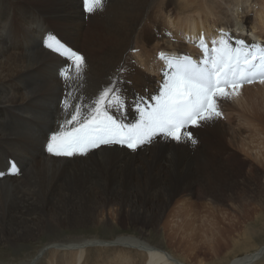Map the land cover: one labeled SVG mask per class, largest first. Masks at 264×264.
Instances as JSON below:
<instances>
[{
  "label": "bare ground",
  "instance_id": "1",
  "mask_svg": "<svg viewBox=\"0 0 264 264\" xmlns=\"http://www.w3.org/2000/svg\"><path fill=\"white\" fill-rule=\"evenodd\" d=\"M222 1L175 0L176 7L173 0H105L102 10L88 14L83 0H0V171H7L2 158L14 156L24 172L21 177L11 173L12 177L0 179V244L18 254L24 243L47 236L43 245L51 249L50 264L83 262L90 250L98 247L123 249L115 255L106 253L105 260L100 258L110 264L115 260L117 264H132L134 261L124 255V250L139 252L145 257L143 264H187L164 246L160 224L165 216L178 218L181 213L184 217L180 222L172 218L176 228L194 229L196 218L188 219L192 216L188 211L193 204L199 205L193 201L196 197L197 201L205 200V204L199 202L210 214L214 211L226 215L221 212L223 205L225 209L228 201L238 199L243 189L256 190L254 180L242 176L237 164L240 152L257 159L259 153L254 155L253 151L264 143L259 139L264 134V82L242 86L232 100L219 101L224 118L188 127L197 140L195 145L165 141L157 134L152 143L132 151L120 144L102 145L86 155L56 156L46 150L58 123L70 119L61 107L63 98L69 105H91L104 88L116 81L117 94L123 99L108 110L109 114L128 128L137 125L145 112L139 94H149L154 100L160 92L154 83L156 77L159 82L164 78L162 70L166 65L154 63L155 52L163 49L180 54L191 50L182 35L204 38L210 48L216 29L235 25L264 39V0L258 10L251 0L245 4L239 0ZM250 11L259 12L260 17H251ZM176 28L182 32H175ZM49 33L85 58L79 78L74 72L70 80L60 75L70 61L46 47L44 40ZM171 38L176 41L171 42ZM134 49L139 53H133ZM191 51L196 53L194 48ZM253 96L260 97L242 103ZM237 104L241 109L237 110ZM236 122L240 123L237 128L232 126ZM228 138L233 148L226 144ZM244 161L258 171V163L247 157ZM185 205L186 209L177 210ZM114 207L119 211V225L134 227L132 233H118L116 240L109 236L112 245L100 233L78 246L61 245H71L61 233L63 229L76 232L99 223L104 232H112L116 226L101 216ZM239 217L228 223L222 217L211 225L222 224L230 233L245 221L246 216ZM168 218L163 223L165 230L173 227ZM225 239L214 245L205 242L202 249L220 258L231 240L234 248L241 244L240 238ZM243 249L240 246L238 251ZM58 251L68 254L65 260L56 257ZM235 253L234 250L232 257L227 254L224 264H257L264 257V244L241 255ZM201 260L198 264H204Z\"/></svg>",
  "mask_w": 264,
  "mask_h": 264
},
{
  "label": "snow or ice",
  "instance_id": "2",
  "mask_svg": "<svg viewBox=\"0 0 264 264\" xmlns=\"http://www.w3.org/2000/svg\"><path fill=\"white\" fill-rule=\"evenodd\" d=\"M83 2L88 14L102 10L105 4V0ZM232 39L236 40L237 47L229 42ZM44 43L48 49L71 61L60 72L65 80L72 78V72L77 78L81 76L85 64L81 54L51 33ZM211 43V49L201 44L205 55L199 62L187 55L176 58L159 54L160 59L166 61L160 92L153 97L154 106L143 112L141 120L131 128L119 124L108 111L122 103V96L117 94L119 81L104 88L91 105H69L66 101L64 108L70 119L58 123V130L49 136L46 150L56 156L86 155L102 145L114 144L136 150L152 143L157 134L165 141L195 145L197 140L187 131L189 126L200 127L222 118L219 101L238 95L244 83L256 79L264 81V48L248 45L244 39L223 31L219 40Z\"/></svg>",
  "mask_w": 264,
  "mask_h": 264
},
{
  "label": "rangeland",
  "instance_id": "3",
  "mask_svg": "<svg viewBox=\"0 0 264 264\" xmlns=\"http://www.w3.org/2000/svg\"><path fill=\"white\" fill-rule=\"evenodd\" d=\"M217 1H219L220 3L224 2L222 0H217ZM247 1L248 0H239L238 2L245 4ZM173 2H174V5L176 7H178L176 5L175 0H173ZM251 2H252V5H253V8H254V6H256V9L257 10H258V8H260V4L263 3L261 0H257V1L256 0H251ZM174 5L172 7H174ZM263 5H264V3H263ZM174 15L175 14H173V19L175 18V20H177V17L178 16H176V15L174 16ZM249 15L251 17H253V18H255V16L260 17V13L259 12H256L255 13V12H251L250 11V14ZM229 28L239 29L235 25H234V27H229ZM174 30H175V32L176 31H178L179 33L182 32V31H180V29H177V28L174 29ZM182 36H185V37H182ZM182 36L181 37L184 38L185 41H186L187 38H189V41L190 42L187 43V41H186V44H188V46H190L192 49L194 48V49H197L198 51H200V49L202 47L200 48V46L198 44H200L201 42H203V39L204 38L197 40V39H190V37L187 36V35H182ZM157 37L159 39H161V35L158 34ZM254 38L257 40L256 45L259 46V47H262L263 43L260 45L259 42H264V39H257L255 36H254ZM216 39H217V36H216ZM216 39H214V40H216ZM175 41L176 40L174 38L171 39V42L174 43ZM192 41H194V43H192ZM212 41L213 40L211 39V42ZM203 44H204V42H203ZM186 51H188V50H186ZM132 52H134V50ZM157 52H158V50L155 52V55H157ZM134 53H138V52H134ZM191 53L198 54V53H194V52H191ZM198 56L200 58L203 57L202 56V53H199ZM154 63H156L159 66V64L162 63V61H160L158 58L157 59L155 58L154 59ZM159 80L156 77V80H155L154 83H156L157 86L160 87ZM240 89H243V88L241 87ZM142 95H146L148 97L150 96L149 94H139V97L142 98ZM233 97L231 98V100L233 99ZM243 97H246V95L244 94ZM259 97L260 96H257V97L253 96V98H251V99H249L247 97L246 99L243 100L242 103H244L246 101H249L250 102V101H252V99H258ZM218 104H219V110L222 112V114H223L222 117L224 118L225 112L223 111V109H224L223 108V104L222 103H218ZM258 105H259V107H262V104L261 105L258 104ZM237 106H238V104H237ZM239 109H241V107L238 106L237 110H239ZM224 121H227V119H224ZM239 124H240L239 122H236L235 125H232V126H234L235 128H237L239 126ZM259 139H261L260 141H263L264 142V134H262ZM229 140H230L229 138L226 140V144L229 147L233 148V146H231ZM258 146L260 148H258V149H256V150L253 151V154L254 155H255V153H259L257 159H254L253 157H248L244 153L240 152L241 153V157H240V160L238 159L239 160L238 161V164L239 165L237 164L238 168H240L239 171H240V174L242 176L245 175L246 177L251 178L252 180H254V183H255L254 185H256V188H254V189H256V190H254L255 192L254 191H250L249 189H247V191L251 192L250 193L251 195H250V194H247V191L245 189H243L242 192L239 191L240 192L239 194H241V195L240 196H239V194L237 195V198L238 199H235L236 201L235 200L233 202L232 201H228L225 204V206H226L225 209L223 207L224 205L222 206V209L223 210L221 212H225L226 215H224L222 213L219 214V213L215 212L216 213V216H215L214 211H211V213H213V214H210V211H206L207 210V209L205 210L206 207L200 204L199 201H201V203H204L202 201H205V200H199V201H197L198 198L196 197L195 200H193V201H194V203L195 202H198V204L200 206L193 204L190 207L191 208L194 207V209L196 208L197 210H194V209H191L190 208L192 210V211H190L189 204H188V207H187V205H185V206L181 207L180 209H177L178 211L184 210V209H186V207H187V209H189L188 212L191 213L192 216L188 217V219H190L192 217L193 218H196L195 219L196 222H195V225H194V229H188V228H181V229L179 228L178 229V228H176L175 222L177 223L178 220H179L178 222H180L181 219L184 217V216L180 215L181 213L179 214L178 218H177V216L176 217L169 216V218L165 216L164 221L166 220V218L171 219V221L175 218V220H174L175 222L174 223H173V221L171 222V224H172L173 227H169L168 229L166 228V230L163 227L164 221H163V223L160 224V226L162 225L160 227V229L162 231L161 233H163V234H161V236L163 235L161 239L164 242V246L167 248L168 251L173 252L174 254H176L177 256H179L180 258H182L187 264H195V263L198 264L199 260H201V259H203L201 261H203L204 264H224V263H226V259H225L226 257H228V256L229 257L230 256L232 257L234 255L233 254V251L234 250L236 251V253H235L236 255L237 254L238 255L239 254L241 255L242 253H245L246 250L253 249L254 246H259L261 244H264V143H262V144H260ZM246 157H247L248 161H254L256 164L258 163L257 166H256V168H258V171L257 170L253 171L252 164L250 162L244 161V159H246ZM2 159L4 160V164H5L6 168H7L8 158H5V159L2 158ZM260 160H262L261 163H259ZM11 173H13V172L10 171V170H8V169H7L6 172L0 171V179H3L5 177H7ZM23 173L24 172H22V175H23ZM251 190H253V189H251ZM243 191L244 192L246 191V193H244ZM238 200H239V202H237ZM175 204L176 203H174L173 205H171V207H169L168 212L170 211V209H172L174 207ZM249 205H250V207L252 206V207L256 208V209H254L255 211L254 210L252 211L251 208L249 207ZM114 208H113L114 210L112 208H111V210L109 209V212H107L108 211V209H107V211H105L106 213L104 212V214H106V215L103 214L101 216V219L102 218L103 219H107V220H109L112 223V225H115L116 226V228H113L112 227L114 229V230L112 229V232L113 233L112 232H104L103 231L104 229L102 227H100L99 223H96L95 226H91L89 229H85L84 228L83 230H77L76 232L75 231H71V230L63 229V232H61V233L62 234H65L63 236L64 237H67L68 238L67 240L71 241V242H68L71 245L64 244V243L61 244V245L63 247H66V246L73 247L74 245H77L78 246L81 243H85L86 240L87 241L88 240H92L90 238H92L93 236L98 235L99 233H100V235L106 236V239H110V241L108 242V243H110L111 241H113V239L111 240L112 237L114 238V240H116L115 237H116V235L118 233H125V234L126 233H132L135 230L134 227H132V226L130 227L128 225H125V226L124 225H119V224H121L120 217H119V214H118L119 211H117L118 208H116V207H114ZM249 210L252 211V212H249ZM114 212L116 214L113 215ZM184 212L185 211H183L182 213H184ZM193 214H195L196 216L193 215ZM186 215L189 216V214H186ZM243 215H244V217L246 216V218H244V220L246 222L242 219L244 221L243 224L240 227H238L237 229L231 231L230 233H228V231L223 227L222 224H220L221 226L220 225H216L215 223L213 224L214 226L211 225L212 222H215V221L218 222V221H220L222 217L225 218L224 219L225 220V223H228L229 221H232V220H238V218H240L239 216H243ZM229 219H231V220H229ZM215 225L218 226V227H216ZM213 227H215V228L214 229H211ZM221 227H222V229H219ZM246 228L249 229V230H247ZM224 229L226 231H224ZM251 231H252V233H251ZM223 232H226V233H223ZM103 233H105V234H103ZM106 233H108V234L106 235ZM73 234H78V235H80L82 237H81V239H80V237H72ZM187 235H190L191 237L190 236H187ZM224 236L225 237L226 236H229V238L235 239V240H237L238 238H240V243L241 244L238 245L236 248H234L233 240H231L229 242L228 248L221 254L220 258H217L215 256H212L211 254H206L205 253V250L202 249V247H203L202 244L205 245V242L208 245L209 244L208 241H210L212 243V245H214L217 240H223V241L226 240ZM46 237L47 236H42L41 235L37 239L30 240V241L24 243V248H22V250L18 254H15L12 249H10L9 247L5 246L4 243H1L0 244V264H25L27 262L29 264H35V263L36 264H39L40 262H41L40 264H50L49 261H48V259L50 258V255H51L50 254V250L51 249H48L47 250V249H45V248H47V246L46 245H43V243H45L44 241H47L46 240ZM219 237L220 238H223V239H220ZM82 238H85V240L84 239L82 240ZM161 239L154 238V241L155 240L156 241H160ZM179 240H182L183 242L182 241H179ZM74 241L75 242L78 241V243L77 242L75 243ZM81 241H83V242H81ZM87 241H86V243H87ZM187 241H189L190 245H189V243ZM179 242H180V244H179ZM93 244H95V243H93ZM98 245H101V244H98ZM194 245H195V247H194ZM43 246H44V248L42 249L43 251L42 250L40 251V248L43 247ZM50 246L51 245H48V248ZM240 246H244V249L241 250V251H238V249H239ZM56 247L58 249L62 250L61 249L62 247H60V246H56ZM245 247H246V250H245ZM100 248H102V247H98L97 249L90 250V253L87 254V256L85 257V259L84 258L82 259L83 262L79 261L80 263L77 262L76 264H86V263L87 264H91L95 260L98 261V263H96V264H106L107 261H100V260L101 259L102 260L107 259L108 254L109 255H112V254L115 255V253L117 254L120 251L123 252V249L121 250L119 248H115V249H113L112 247L111 248H102V249H100ZM66 249L68 250V248H66ZM106 253H108V254H106ZM124 253H125L124 255L129 256V258H131L132 261H134L133 262L134 264H143L144 261H145L144 260L145 257L143 258V256L139 252H137V251L135 252V250H133L131 252H128V251H125L124 250ZM180 254H181V256H180ZM227 254H228V256H227ZM67 256H68V254L62 253L60 251L57 254L56 257H60V258H62V260H65V258ZM37 258H38V260H37ZM141 259H143V261ZM39 260H40V262H39ZM84 260H87V261H84ZM89 261H91V262H89ZM111 263L117 264V263H119V261L118 260H115L114 262H111ZM62 264H63V261H62ZM64 264H66V261H64ZM107 264H110L109 263V260H108V263ZM129 264H131V263H129ZM257 264H264V257Z\"/></svg>",
  "mask_w": 264,
  "mask_h": 264
}]
</instances>
